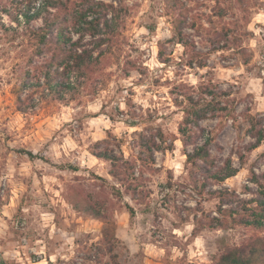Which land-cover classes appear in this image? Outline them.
<instances>
[{"label": "rangeland", "instance_id": "obj_1", "mask_svg": "<svg viewBox=\"0 0 264 264\" xmlns=\"http://www.w3.org/2000/svg\"><path fill=\"white\" fill-rule=\"evenodd\" d=\"M123 3L128 10L121 47L113 51L119 64L111 63L88 91L68 104L48 101L25 114L18 112L10 92L15 60L0 55V264H111V254L96 248L102 223L64 199L70 184L114 200L115 233L121 241L116 253L121 264H211L219 253L249 236L264 237V231L246 226L204 228L196 237L191 235L196 209L199 216L203 212L220 216L219 201L207 190L200 196L189 186L179 139L174 149L157 151L154 163L144 167L141 188L146 194L136 199L126 194L119 200L113 197L111 185L116 183L108 174L109 163L88 150L110 131V147L132 159L138 151L132 142L134 131L160 127L168 139L178 135L182 113L173 103L172 81L196 85L210 79L232 92L239 109L247 104L252 113L264 114V5L252 14L242 58L233 49H218L212 32L195 37L205 62L200 68L186 65L180 44L167 42L172 32L163 0ZM149 24L156 25L154 31L145 28ZM158 42H163L166 63L158 57ZM119 97L124 109L114 104ZM132 118L137 126L129 125ZM173 125L175 132L170 131ZM201 125L212 129L216 121L207 119ZM217 143L222 150L212 146V156L218 160L231 156L238 171L212 188L226 187L239 192L242 199L254 197L247 188L258 191L250 181L251 170L264 176V141L245 153L242 164L234 151L243 142L230 121L218 130ZM168 180L170 188L165 185ZM261 182L264 185V177ZM32 257L39 261L33 262Z\"/></svg>", "mask_w": 264, "mask_h": 264}, {"label": "trees", "instance_id": "obj_2", "mask_svg": "<svg viewBox=\"0 0 264 264\" xmlns=\"http://www.w3.org/2000/svg\"><path fill=\"white\" fill-rule=\"evenodd\" d=\"M165 14L171 22V37L167 42L178 43L187 56L186 65L204 67L201 53L197 50L195 37L212 32L218 49H233L242 58L245 47L242 42L251 32L248 24L252 14L263 7L262 0H163ZM50 8L57 9L50 12ZM127 6L123 0H0V20L7 16L10 24L0 23V55L12 57L15 81L10 87L15 108L25 114L44 102L56 101L68 104L88 91L94 79L106 67L119 64L118 55L113 52L121 47L120 36L127 18ZM91 17V19H89ZM42 19V24L35 21ZM219 25H216L217 23ZM154 31L155 24L145 25ZM79 39L73 41L72 35ZM85 36L89 39L85 40ZM19 51L11 56V52ZM158 57L167 62L163 42H158ZM115 56V59L112 60ZM247 64V59H242ZM174 83L170 93L173 103L182 113L178 124V135L168 139L160 127H144L134 131L133 146L137 155L132 159L117 154L110 147L113 137L110 131L106 137L97 140L88 150L96 158L109 163L108 174L116 185H111L116 200L123 194L136 199L144 185L143 169L153 164L155 153L174 149V141L179 139L185 155V169L189 186L198 195L205 190L211 198L219 201L220 216L206 213L193 214L195 226L191 235L196 237L204 228L228 229L246 226L258 232L264 231V185L263 175L251 170L250 181L256 190L248 187L247 192L254 197L242 199L235 191L226 187L213 189L234 176L238 167L231 156L221 160L211 154L212 146L222 150L217 143L218 130L230 121L236 137L243 144L234 151L239 162H244L245 153L252 151L264 141V114L252 113L249 105L239 109V101L228 89L221 88L210 79L196 85L182 81ZM216 121L212 129L201 122ZM128 119L130 126H137L136 119ZM157 140L160 143H157ZM105 145L103 148L97 147ZM29 156H33L28 152ZM73 170L75 167H70ZM263 176V177H262ZM95 179H101L94 175ZM166 188L172 187L171 180ZM64 199L76 211L99 220L102 223L101 239L96 245L98 251L111 254V264H121L117 259V249L121 241L116 236L113 219L114 200H108L99 192L87 191L81 185L67 186ZM130 216L134 211L129 207ZM206 221H204L205 219ZM39 261V257H32ZM58 263H61L60 261ZM49 264H53L49 261ZM211 264H264V237L259 234L249 236L239 245H234L219 253Z\"/></svg>", "mask_w": 264, "mask_h": 264}, {"label": "clouds", "instance_id": "obj_3", "mask_svg": "<svg viewBox=\"0 0 264 264\" xmlns=\"http://www.w3.org/2000/svg\"><path fill=\"white\" fill-rule=\"evenodd\" d=\"M42 2H43V0H37V6H39ZM109 2H114V0H109ZM262 3H264V0H262ZM49 11H50V12H56L57 9H55V8H50ZM89 19H91V17H89ZM0 23H3V24H10L11 22L9 21V19H8L7 16H4L3 19L0 20ZM35 23H36L37 25L42 24V19L35 21ZM77 39H79V36H78L77 34H73V35H72V40L75 41V40H77ZM87 39H89V37H88V36H85V40H87ZM135 78H136V77H135V74H134L133 79H135ZM125 83H127V82H125ZM114 104H118V106H119L121 109H124L123 97H119V98H117V100L114 101ZM175 119H176V120H179V116H177ZM165 127L167 128V125H166V124H165ZM175 130H176V129H175V126L173 125V126L171 127L170 131H171V132H175ZM172 138H173V137L169 136V139H172ZM157 143H160V141L157 140ZM238 195H239V192H238ZM241 198H243V197H241ZM213 215H215V212H213Z\"/></svg>", "mask_w": 264, "mask_h": 264}]
</instances>
